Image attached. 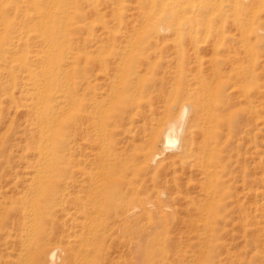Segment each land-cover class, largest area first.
Instances as JSON below:
<instances>
[{"label":"rangeland","instance_id":"374dc122","mask_svg":"<svg viewBox=\"0 0 264 264\" xmlns=\"http://www.w3.org/2000/svg\"><path fill=\"white\" fill-rule=\"evenodd\" d=\"M97 1L94 8L87 0L38 5L28 0H0V262L16 258L23 244L48 247L72 239L91 242L97 233L107 238L114 233L112 238L125 243L111 248L114 255L143 254L146 264H264V95L258 94V84L264 91V3L258 7L250 0H220L221 6H215L218 9L206 10L193 24L191 40L183 35L179 46L162 34L154 50L138 43L144 38L142 32L161 26L185 28L184 21L198 13L193 12L194 7L178 5L185 8L178 16L173 13L177 7L139 11L134 8L136 0ZM190 1V5L198 3ZM62 9L64 13L52 14ZM221 10L223 21L218 22ZM107 32L115 33L117 40L102 39L100 43L113 46L126 39L135 44L127 51L128 57H150L140 66L144 86L136 96L139 106L123 109V118L116 113L114 120L104 123L118 141L113 153L127 157L130 163L142 159L150 129L160 128L164 121L163 94L170 99L183 79L197 88V109L193 105L188 118L194 119L198 111L200 118L192 125L187 160L166 170L167 178L175 179L178 187L170 206L155 198L151 176L149 180L142 176L136 177L132 209L109 211L100 198L93 209L84 207L89 213L86 219L71 202L64 211L59 199L60 144L70 162L67 52L93 47L92 38ZM248 72L254 74L251 83L241 78ZM187 101L185 96L170 100L174 116ZM120 103H112L113 108ZM163 148L161 138L159 149ZM165 151L162 160L177 153ZM112 156L105 158L111 160ZM204 165H209V174ZM98 167L96 164L94 171L103 170ZM20 204H31L30 210L39 209L41 215L32 219L27 211L21 225H14L9 217ZM125 215L130 217L126 223L122 221ZM88 219V225L81 226Z\"/></svg>","mask_w":264,"mask_h":264},{"label":"bare ground","instance_id":"6f19581e","mask_svg":"<svg viewBox=\"0 0 264 264\" xmlns=\"http://www.w3.org/2000/svg\"><path fill=\"white\" fill-rule=\"evenodd\" d=\"M21 1L24 2V0H21ZM28 1L34 5H38V4H41V2H44V3L54 2L56 4V2H60L63 0H28ZM87 1H90L91 4L94 6V8H96L98 4L97 0H87ZM219 1L220 0H198L197 4L193 3L194 5L193 4L190 5L191 4L190 0H147V2L144 4L142 3V0H136L137 4L135 5L134 8H136L137 10L139 9V11L145 10L146 8L154 9V8H164V6H170V8L177 7L173 13L174 15L176 14L178 15V12H181L185 9L184 6H178V5L185 4V6H188L190 10H191V6L194 7L193 12L194 11L198 12L196 15H194L195 17H192V18L190 17L184 21L185 28H182L183 26L182 27L177 26L176 28H173V29L169 27H164V26L155 27L153 29L147 30L146 32H142L141 37H144V38L141 39V41H138V43L140 45L144 44L145 46H150L151 48L156 50L157 46L159 45V41L157 40V38H159L163 34L166 39L172 37L170 39V40H173L172 43L182 46L183 35H187L189 40H191L193 36H190V35H192V33L195 31V28H196L193 24H195L196 22H199L201 15L206 10L216 8L217 6L218 7L221 6V3H219ZM235 1L243 3V0H232L231 2H235ZM250 2L251 4H254L252 6H258L262 2L264 3V0H250ZM248 4L250 5V3ZM250 6H247V7H250ZM236 10H238L237 7L235 11ZM53 12L54 13L52 14L54 15H57V14L60 15L61 13H64L65 11L62 9L61 12H58L57 10ZM49 14L51 15V13ZM164 16L167 17L166 15ZM67 17L65 18L67 19ZM28 20L26 21L27 23H28ZM207 20L210 22L212 19L207 18ZM216 21L218 22L223 21V10H221V12L217 15ZM124 34L125 33H123V36L127 37ZM119 36H122V34H120ZM92 39L95 40V44L93 45V47H91L90 45H87V46H83L77 52H73V51L67 52L69 54L67 57L68 59L66 61V64L68 66L67 67L68 84H69V89H68L69 96L68 97H69L70 105H71L72 119L70 121V126H69L70 136L67 141V144L69 145L68 149L70 150V156H69L70 162H68L67 161L68 159L67 158L65 159L64 157V153H63L64 148H65L64 145L60 144L59 151H58V159H59L58 171L60 174L58 189H59V199H60V203L62 204V208L64 211L67 210V207H68L67 203L71 202L75 207L76 213L81 211L82 215L83 216L85 215V218L87 219L89 213L86 211H83L84 207H91L93 209L94 208L93 206H96L98 200L102 198L104 200L102 205L109 211L110 210L116 211L121 207L125 208V211H129L130 209L134 207L132 204H133V201L136 200V195H137V187H135L136 177H142V176H144V180H149L148 177L151 176L150 178L152 182L151 190L156 192L155 198L156 199H159V197L162 198L163 203L167 206H170L171 205L170 202L173 201V199H171V195L174 193L175 189H177L178 187L174 183L175 179L167 178L168 171L166 170L167 168H170L172 165L176 164L177 161L180 162V160L182 161L183 159L187 158L188 153L190 152V149H191L190 146L192 143L191 140L193 137V131H192L193 126L192 125L194 124V120H197L200 118L199 111H198V115L196 114L194 119L191 117L188 118L189 110L193 107V105H195V108L197 109V96H195L196 95L195 93L197 91L196 85L192 86V84H187V82L183 79L181 88L178 89V91H175V93H172V95L169 96L170 99L168 100L167 98L165 99V95L163 94L162 96L164 97V105L162 109L163 117L162 116L161 117L164 121H162V123L159 125L160 128H157L158 127L157 126L156 128L150 129L148 140H145L146 142V145L144 147L145 151H142L141 153L142 159L137 161L136 163L134 162L130 163V160L127 157H124L121 154L119 155V154L113 153L115 151V148L118 145L117 143L118 141L115 138V136L111 134V132L106 131V129L104 128V123H106V120H110V118L114 120V116H116V113H119L121 116L120 118H123L124 117L123 109H129L132 106L133 107L139 106V98L136 96L138 93L141 92L142 87L144 86L142 85L143 69L140 66L145 61H149L150 57L149 55L145 56L144 58L128 57L127 51L129 49L131 51L132 46H134L135 44H133V42H130L129 40H126L125 38H124L125 40H123L120 44L115 43L113 46H109V45L107 46L103 42L100 43L102 39L117 40L115 33L107 32V33L101 34L97 36L96 38H92ZM163 48H166V47H163ZM141 54L143 56L145 53H141ZM24 57H26V55ZM253 77H254V74H251L249 72L242 73L241 75L242 80L248 83H251L253 81ZM218 79H219V73H218ZM218 79L216 83L219 82ZM237 82L238 80H236V83ZM185 86H189V88H185ZM219 87H221V84L218 83L217 88L219 89ZM260 89H261V85L258 84V94H261L263 96L264 91L262 90L260 91ZM59 96L60 94L58 95V97ZM178 96L181 98L185 96L188 101L183 104L182 108L180 109L179 115L174 116V113L172 111L173 106H171V103L169 104V102L172 99L175 100L176 98H178ZM192 98H194L193 101H190ZM115 102H118V103L121 102L119 108L117 107L113 108L112 103H115ZM68 110L69 109H67V111ZM40 114L41 113H39V115ZM64 118L65 117H63V119ZM58 119L60 120V118ZM128 120H130V117L128 118ZM58 122L60 124L61 121H58ZM42 127H41V130H42ZM51 138L53 137H50V139ZM161 138H162L164 148L160 150L159 144L161 142ZM168 149L174 150V151L176 150L177 153L172 156L169 155L167 159L162 160L161 155L166 152L165 150L169 151ZM45 153H47V151L44 152L43 154ZM110 153H112L113 155L112 159L107 160V158L105 157L107 154H110ZM208 155H207V158H208ZM184 162L187 163V161H184ZM96 164H99V167H101L100 165H103V168L101 167L103 169L101 170L102 172L100 171L101 173L97 170L94 171L97 168V167L95 168ZM205 166L206 165H204V167ZM208 167H205L207 170L205 173L207 174L210 173ZM38 175L39 174H37V176ZM43 179L44 177L42 178V180ZM143 183L145 184L146 182L144 181ZM40 190H37V192ZM129 190L131 193H129ZM34 194H37V193H34ZM154 202L157 203L159 201L155 200ZM30 206L31 204L30 205L20 204L17 206L14 213L9 217L11 220H13L14 225L16 226L21 225V223L23 222V219H25V214L27 213V211H28V215L30 213L32 219L36 218L40 214L38 212L39 209L30 210ZM96 209L98 208L96 207ZM123 214L124 213H122V215ZM122 215H120V217H122ZM124 218L125 219H122V221L125 220V223H126V221L129 220L130 217L129 215L128 216L125 215ZM149 219L151 218L149 217ZM29 221L31 222V220ZM89 221L90 219H88L86 223L82 221L81 226H85V224H87ZM97 221H100V220H97ZM30 224L31 223L28 224L29 225L28 227H31ZM36 225L38 224L36 223ZM36 225H34L33 227L34 229L36 228L35 227ZM29 231H32V230H29ZM89 231L90 230H88V232ZM34 233L36 232L34 231ZM34 233L32 231L33 235ZM113 235L114 233L110 235V238H107L103 234L100 235L97 233L94 235L95 238L93 237L94 239L91 242L90 241H79L78 239L77 240L72 239L68 241L67 243L52 244L48 247L43 244L30 245L29 242L27 241L29 245L27 244L21 245V247L19 248L20 251L18 255L16 254L17 255L16 258L14 259L8 258L4 260L3 262H0V264H146L145 257L143 254L133 255V254L121 252L119 254L114 255L113 252L111 251V248L112 247L120 248V246L124 245L125 243L115 240L114 238H112ZM87 238L90 239L89 237Z\"/></svg>","mask_w":264,"mask_h":264}]
</instances>
